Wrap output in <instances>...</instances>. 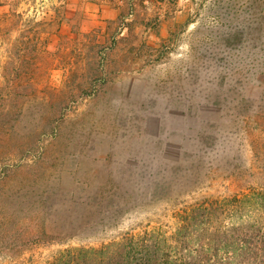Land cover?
Returning <instances> with one entry per match:
<instances>
[{
    "label": "rangeland",
    "instance_id": "374dc122",
    "mask_svg": "<svg viewBox=\"0 0 264 264\" xmlns=\"http://www.w3.org/2000/svg\"><path fill=\"white\" fill-rule=\"evenodd\" d=\"M60 1L0 0V264L171 232L244 185L264 108V0Z\"/></svg>",
    "mask_w": 264,
    "mask_h": 264
},
{
    "label": "trees",
    "instance_id": "16d2710c",
    "mask_svg": "<svg viewBox=\"0 0 264 264\" xmlns=\"http://www.w3.org/2000/svg\"><path fill=\"white\" fill-rule=\"evenodd\" d=\"M246 122L251 164L228 196L205 197L174 213L171 232L125 233L98 248L62 255V264H264V108Z\"/></svg>",
    "mask_w": 264,
    "mask_h": 264
},
{
    "label": "crops",
    "instance_id": "0c3cea01",
    "mask_svg": "<svg viewBox=\"0 0 264 264\" xmlns=\"http://www.w3.org/2000/svg\"><path fill=\"white\" fill-rule=\"evenodd\" d=\"M62 10L70 5L71 9L77 10L79 6V0H61ZM87 3H84V16H86L87 20L81 23L82 27H86L88 29L97 28L99 22H114L118 17V6L109 5L100 0H86ZM74 12V10H72ZM74 16V15H72ZM73 24V21L71 22Z\"/></svg>",
    "mask_w": 264,
    "mask_h": 264
}]
</instances>
